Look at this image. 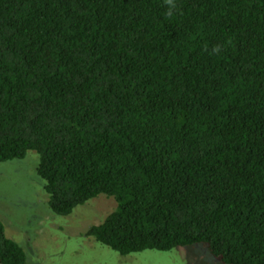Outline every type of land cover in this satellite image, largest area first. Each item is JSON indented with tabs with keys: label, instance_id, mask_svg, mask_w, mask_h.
Here are the masks:
<instances>
[{
	"label": "trees",
	"instance_id": "trees-1",
	"mask_svg": "<svg viewBox=\"0 0 264 264\" xmlns=\"http://www.w3.org/2000/svg\"><path fill=\"white\" fill-rule=\"evenodd\" d=\"M29 150L54 213L114 197L85 235L121 254L264 264V0H0V162Z\"/></svg>",
	"mask_w": 264,
	"mask_h": 264
},
{
	"label": "rangeland",
	"instance_id": "rangeland-1",
	"mask_svg": "<svg viewBox=\"0 0 264 264\" xmlns=\"http://www.w3.org/2000/svg\"><path fill=\"white\" fill-rule=\"evenodd\" d=\"M37 164L35 150L24 158L0 162V220L6 235L24 248V264H228L201 243L121 254L86 236L91 225L115 209L114 197L99 194L69 214L54 213Z\"/></svg>",
	"mask_w": 264,
	"mask_h": 264
}]
</instances>
